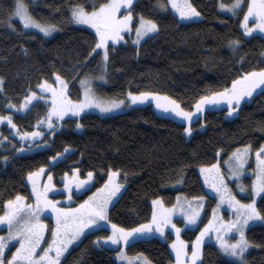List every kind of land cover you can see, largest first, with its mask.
<instances>
[{"label": "trees", "instance_id": "trees-1", "mask_svg": "<svg viewBox=\"0 0 264 264\" xmlns=\"http://www.w3.org/2000/svg\"><path fill=\"white\" fill-rule=\"evenodd\" d=\"M24 2L41 23L56 25V32L46 37L26 31L14 17L11 23L15 27H10L15 0H0V114L8 113L6 102H19L29 89L44 79L53 81L57 73L68 82L72 99L80 98L79 81L88 77L95 94L102 98L121 99L129 91H152L171 96L191 109L201 95L230 86L244 72L264 68V37L242 34L240 23L246 4L237 15L218 10L219 3L231 4L233 0H189L200 13L194 16L200 17L198 20L191 21L173 15L168 0H135L131 5L134 18L143 15L155 20L157 31L139 46L109 44L105 80L98 79L102 76L100 55H89L96 35L75 25L69 11L76 4L88 11L105 0ZM161 2L167 9L159 7ZM233 40L240 41L236 49L229 48ZM224 110H206L192 122L189 139L184 135V124L158 115L151 105H142L106 117L85 113L65 118L47 148L28 154L17 155V144H5L0 148V213L7 200L17 194L28 196V173L40 167L55 179L72 172L84 176L91 171L92 189L104 183L110 169H119L125 187L108 210L112 223L124 228L143 224L151 217V199L159 197L169 206L177 194L185 198L204 196V220L215 199L206 194L197 167L213 164L218 153L223 160L238 147L251 145L256 149L264 142V88L245 101L234 118L226 119ZM46 112L47 104L38 101L25 114H14L13 119L20 129L28 130ZM1 132L7 136L5 125ZM257 207L264 211V194ZM108 233L107 227L86 233L61 264H117L113 249L94 244L96 237ZM245 233L251 242L245 253L247 264H264V221L248 227ZM195 235V230L183 232L189 242ZM125 252L147 257L151 264L173 261L167 242L156 237L133 241ZM225 260L215 244L202 246L200 264H224Z\"/></svg>", "mask_w": 264, "mask_h": 264}, {"label": "snow or ice", "instance_id": "snow-or-ice-1", "mask_svg": "<svg viewBox=\"0 0 264 264\" xmlns=\"http://www.w3.org/2000/svg\"><path fill=\"white\" fill-rule=\"evenodd\" d=\"M168 3H170L172 9L179 13L182 19H190L200 15L189 0H168ZM132 4L133 0H105L98 7L93 6L91 11H87L79 4L70 6V19L73 22L90 25L95 29L97 39L89 55L93 53L99 55L97 50L101 49L103 51L102 67L105 70L109 58V41H122L124 36L133 30ZM245 4L246 11H244L241 21L244 32L250 34L254 29L264 32V0H233L231 4L221 2L219 7L230 11L233 15H237ZM159 7L167 9V4L161 2ZM122 10L124 11L123 15L120 14ZM12 17H18L24 28H35L45 35L51 34L56 29V25L44 24L36 19L29 11L24 0H15L14 9L9 17V26L14 28L15 25L11 23ZM250 17L254 18V23L251 26H249ZM157 28L158 25L155 20L140 15L134 29L136 34L134 43L139 44L142 38L155 32ZM239 43V40L229 42L232 48H235ZM98 79L105 80L106 77L102 75ZM2 81L3 77H0V90H2ZM80 84L83 88V98L74 100L68 94V82L57 73L55 74L54 83L44 79L37 85L39 91L29 89L30 94L24 96V102L19 107L28 108L29 102L34 99L44 100L49 104L46 118L43 121L37 120V124L46 122L48 127L52 128L53 118L63 119L70 113L79 114L84 109L93 106L99 108L102 112L110 111L124 103L123 100L103 101L98 98L89 79H81ZM261 85H264V68L258 71L244 72L233 79L230 86L219 91H210L207 95H201L195 103L194 111L185 110L178 100L168 95H161L159 92L129 91L127 96L133 104L143 103L149 98L153 99L156 108L171 111L178 117L184 118L188 122V126L184 128V131L191 134L193 131L191 127L193 116L200 113L205 105L225 101L229 114H231L240 107L245 97H251L255 89ZM9 107L15 108L17 106L9 103ZM0 121H7L12 128L17 127L13 123L11 115H0ZM77 126L81 127L82 125L78 124ZM18 134L23 138L42 135L39 131L19 132ZM250 152L251 145H244L236 148L230 154L225 163L228 164L232 176L239 178L243 175L244 165L248 162ZM59 155L61 153H57V156ZM52 159L55 160L56 157H52ZM255 160V179L252 180L251 184L252 199L246 203L237 199V196L233 194L231 188L225 182L219 162L200 166L204 183L219 196V202L217 207L212 210V219L208 220V223L201 229L200 235L192 242L190 259H187L189 256L188 242L180 238V228L172 223V214L179 206V210L184 214L188 223L194 224L200 214V209L203 208V204L200 203L202 197H194L195 205L187 202L186 206L181 203L178 197L177 204L172 205L170 208L165 207L161 199H154L152 201V218L148 223L140 224L134 228H124L112 223L108 217V205L122 187V184L117 182L119 169H110L107 173L108 178L104 181L102 187L97 188L96 192L92 193L88 199L77 205L76 208H60L57 206L58 202L49 199L48 196L50 188L54 187L51 183V174H48L47 184L42 188L38 186L37 178L44 173V167H40L35 172L28 173V179L32 182L34 202L31 204L25 203L27 197L17 194L14 199L6 201L5 210L0 215V224H6L8 229L6 236H0V264H61V258L68 250L69 245L80 237L85 228L95 225L101 220L108 221L111 224V235L103 237V241L112 244H120L121 241L128 243L129 238L133 237L134 234L152 231L153 225L155 230L163 235L165 227L171 225L176 232V239L172 241L171 245L175 251V264H196L202 254L201 245L204 237L215 231L221 252L226 257L235 258L225 260L224 264H247L245 253L251 242L246 237L245 229L250 221H264V211L257 207L256 199V197L264 194V145L255 150ZM65 175L67 180L64 186L69 191H71L72 183H75L77 188H81L87 183L86 180H81L77 174L71 177ZM92 178L93 173L89 171L87 180H92ZM237 187L241 192L246 191V187L242 183L238 184ZM68 199H71V195L68 196ZM224 203L235 210L233 213L234 219L226 220L222 216H218V209ZM45 209H51L55 215V226L50 229L51 239L47 240L45 231L48 229V225L41 219V213ZM230 233L238 234V238L229 239L228 234ZM100 240L101 238L98 237L97 243ZM9 241H16L18 244V246H15V251L11 252L10 257L6 252V249L11 250ZM42 242H46V246H43ZM38 249L42 250L38 252ZM116 255L120 259L127 258L123 248ZM144 261L145 264H151L147 257H144Z\"/></svg>", "mask_w": 264, "mask_h": 264}, {"label": "rangeland", "instance_id": "rangeland-1", "mask_svg": "<svg viewBox=\"0 0 264 264\" xmlns=\"http://www.w3.org/2000/svg\"><path fill=\"white\" fill-rule=\"evenodd\" d=\"M134 1L135 0H133V2ZM219 5H220V3H219ZM219 5H218V10L221 13L232 14L230 11L220 8ZM169 6H170L169 8H170V11L172 12V14L175 15L177 18H179L182 21L198 20L200 18L199 17L198 19H196V17H197L196 16V17H192L190 19H182V18H180L179 13L171 8L170 3H169ZM91 10H88V11H91ZM244 11H246V6L244 8ZM244 11H243V14H244ZM120 14L123 15L124 11L122 10ZM14 18L20 23L22 28L24 30H26V31H34V32L40 33V34H42V35H44L46 37H52L55 34V32H56V29H55L51 34L45 35L43 32H40L38 29H35V28H24L22 21H20L18 17H14ZM242 19H243V15H242ZM242 19H241V21H242ZM133 21H134L133 22V30L130 33L126 34L122 41H119V42L109 41V44L118 45V44H121V43H128L129 42V43H131V44H133L135 46H139L141 44V42L146 37L154 34L157 31L156 30L153 33H149L148 36H146V37H144V38H142L140 40L139 44H136V43H134V41L136 40V34H135V30L134 29H135V26L138 23L139 19L136 20L134 18V16H133ZM73 23L75 25H79L81 27L87 28V29L91 30L95 34V29L92 28L90 25L78 24V23H75V22H73ZM252 23H254V18L250 17L249 26H251ZM240 26H241L242 34L245 37H249L251 35H260V36L264 37V32H261V31H259L257 29H254L253 32L250 33V34L249 33H245L244 29H243V26H242V23H240ZM237 46L235 48H233V49H236ZM229 48H231L230 44H229ZM98 51H99V55H100L99 69H100L101 74L104 75L105 69L102 67L103 51L101 49H98ZM256 71H258V70H256ZM82 79L91 80L88 77H84ZM49 82L50 83H54L55 82V76H54L53 81H49ZM91 83H92V81H91ZM79 86H80V90H81V94H80V98L79 99H82L83 98V88H82V86L80 84V81H79ZM263 88H264V85H261L260 87L255 89V91L253 92V95L255 93L259 92ZM2 89H3V81H2ZM0 91H2V90H0ZM32 91H39V90H38V88L36 86L35 89H33ZM27 94H30V92L28 91ZM97 97L100 98L103 101H121V100H123L124 103L121 104L118 108H114V109H111L110 111H105V112H102V111H100L99 108H96V107L93 106V107L84 109V111H82L79 114H71L70 113V114L66 115L63 119H65V118H78L82 114H85V113H95V114H97V115H99L101 117H106V116H111V115H115V114L124 112V111L128 110L130 107H133V106L151 105L153 107L154 111H156V113L158 115L172 118V119L184 124L185 127L188 126V122L184 118L178 117L177 115H175L171 111H164L162 109L156 108L155 101L153 99H151V98H149V100H147V101H144L143 103L137 102V103L133 104L131 102L130 98L127 96V94H126V96L124 98H121V99H108V98H102V97H99V96H97ZM251 97H245L244 100H242L241 105L245 101L248 102L251 99ZM38 101L45 102L44 100L34 99L33 101L29 102L28 108H20L19 105L24 102V96L21 98V100L19 102H15V101L9 100L8 102L5 103V109L8 110V113L0 114V115H3V116L11 115L13 123L17 126V124L15 123V121L13 119V115L14 114H21V115L25 114L30 109V107L34 103H36ZM9 103L14 104L17 107L10 108L9 107ZM45 103L47 104V109H48L49 104L47 102H45ZM194 109H195V104L192 106L191 109H185V110L194 111ZM220 109H225L223 111V114H224V117L226 119H231V118H234L235 116H237L238 110H239V108H238L235 112L229 114L228 106H227V103L225 101H221V102L216 103V104H207V105H205V108L200 113L194 114L192 122H194L195 120H198V118L201 117L206 110H220ZM46 114H47V112H46ZM45 118H46V115L41 119V121H43ZM63 119L53 118V121H52L53 127L52 128H49L48 124L46 122H42L40 124H37V122H36L35 125L33 126V128L28 129V130L20 129L18 126L16 128H12L11 125H9L7 121H0V148H2L3 145H5V144L6 145H8V144H11V145L17 144L15 146V150H16V154L17 155L28 154V153H31V152H34V151H37V150L45 149V148H47L49 146L50 140L52 139L54 133L60 128V124H61V121ZM3 125H5L7 127V130H8L7 136L3 135L2 132H1V127ZM202 127H203V125H201L200 128H202ZM34 131H39V132L42 133V135L23 138V137H21L18 134L19 132H34ZM192 134H193V131H192L191 134H187L184 131V135H185V137L187 139H189L192 136ZM5 137H7V139H5ZM261 145H264V142ZM68 151H69V149H67V152ZM229 156H230V154L226 158H224L223 160H220V154L218 153L217 154V160L214 163L219 162V165H220V168H221V172H222V174L224 175V178H225V182L231 188L233 194H235L237 196V199H240L242 202L246 203L250 199H252L251 184H252V180L255 179L254 169L256 167L255 149L251 148V152H250V155H249L250 159H248V162L244 165L245 171H244L243 175L241 177H239V178L234 177V176H232L230 174L229 166H228V164L225 163V161L229 159ZM199 168H200V166L197 167V171L199 173V177H200L201 183L203 185V188L205 189L206 194L208 196L214 197V199H215V202H213L214 205H212L213 207H212L208 217L203 220L204 210L206 208V198L204 196H201L203 199L200 201V203L203 204V208L200 209V214H199V216H198V218H197V220H196V222L194 224L188 223V221L186 220L184 214L179 210V206L177 207V209L172 214V223L176 224V226L178 228H180V238L182 240L188 242V245H189V247H188L189 256L187 257V259H190V257H191V244H192V242L195 241V239H196V237L198 235H200L201 229L204 227L205 224L208 223V220L212 219V210H213V208L217 207V204L219 202V196L215 193V191L213 189H210L208 187V185L204 183V176H203V174H201ZM87 173L84 176H80L79 174H77V172L67 173L68 177H71L74 174H77V175H79V178L81 180H86L87 181V183L84 186H82L81 188H77L76 184L72 183L71 191H69V189L65 188V186H64L65 183H66V180H67L66 175H62V176L58 177L57 179H55L53 177V175L46 168L44 169V173L41 174L37 178V182H38V186H40L42 188L45 184L48 183V174H51V177H52L51 183H52V185H54V187L50 188V190L48 192L49 199L57 201L58 202L57 206L60 207V208H76L77 205L82 203L84 200L88 199V197L91 196L92 193L96 192V190H97V188H93V189L91 188L92 184H93V178H92V180H87ZM107 178H108V176H107ZM117 182L122 184V187H121L120 191L117 193V195L112 198L111 202L108 205V210H109L110 206L120 196L121 192L123 191V189L125 187V183L123 182V180L120 179L119 175L117 177ZM241 183L244 184V186L246 187V191H244V192H241L240 189L237 187V185L241 184ZM26 184H27V187H28V196L24 195V194H22V196L27 197V199L25 200V203L31 204L35 200V197L32 194V182H31V180H29L27 178ZM102 185L100 187H102ZM100 187H98V188H100ZM69 195H71V199H68ZM178 197H179V200L181 201V203H184L185 206L187 205V202H191L194 205L196 203V201L193 200V198H185L181 194H177L174 204H177V198ZM246 197H248V198H246ZM157 198H159V197H156V198H153V199L150 200V203H151V217L145 223H148L151 220V218H152V211H153L152 201L154 199H157ZM197 198H199V197H197ZM259 198L260 197H256L257 201H258ZM174 204H172V205H174ZM172 205L168 206V205L164 204L165 207H169V208L172 207ZM5 206H6V203L3 205L0 215L3 214V211L5 210ZM234 211H235L234 209L229 208L227 203H224V204L220 205V207L218 209V216H222L226 220L227 219H234V215H233ZM41 219H43L45 221V223L48 225V229L45 231L46 240L47 239H51V231H50V229L55 226V215L52 213L51 209H45L41 213ZM145 223H143V224H145ZM261 223H262V221H250L249 225L247 226V228L250 227V226H253V225L261 224ZM100 227H107L109 229L108 235H111V232H112L111 224H109L108 221H104V220L98 221L97 224L90 225L89 227H87V228H85L83 230V233L80 235V237L76 241H73V243L71 245H69L68 250L65 252L64 256L67 254V252L71 248H73L81 240V238L86 233H88L90 231H93V230H96V229H98ZM185 229L195 230L196 231L195 238L191 242H189L188 240H186L183 237V232H184ZM246 229H245V232H246ZM7 231H8L7 225L6 224H0V236H6ZM108 235H106V236H108ZM103 237H105V236H100L101 240H100L99 243H97V238L98 237H96V239L94 240L95 246L96 247H104V248L113 249L114 250V258H115L117 264H145V261H144L143 258H141L139 256H129V255H127L126 252H125V247H126V245H128L129 243H131L133 241L140 240V239H147V238H151V237H156V238H159L160 240H162L164 242H167L168 247H169V249H170V251L172 253V256H173V261L170 262L169 264H175V251L172 249L171 245H172V241L176 239V232H175V229H173L171 227V225H167L165 227V232H164L163 235L160 232L156 231L155 230V226L153 225V230L152 231H145L142 234H134L133 237L129 238L128 243H124L123 241H121L120 244H112L111 242L105 243L103 241ZM228 238L229 239H236V238H238V234L230 233V234H228ZM206 242H211V243L215 244L217 246V248L220 249L219 244H218V242L216 240V232L215 231L210 232L209 235L204 237L203 243L201 245V249H202V246ZM42 245L46 246V242H42ZM15 246H18L16 241H9V248L11 250L9 251V250L6 249L8 257L11 256V252L15 251ZM121 248L124 249L125 255L127 257L125 259H120L116 255V253L119 252L121 250ZM249 248H250V246H249ZM248 249L246 250V252L248 251ZM41 250L42 249H38L37 251L40 252ZM64 256L61 258V261L64 258ZM223 256L226 259H228V260L235 259V258H232V257H226L224 254H223ZM201 260H202V254H201L200 258L197 260L196 264H200Z\"/></svg>", "mask_w": 264, "mask_h": 264}, {"label": "bare ground", "instance_id": "bare-ground-1", "mask_svg": "<svg viewBox=\"0 0 264 264\" xmlns=\"http://www.w3.org/2000/svg\"><path fill=\"white\" fill-rule=\"evenodd\" d=\"M255 150H256V149H255ZM232 152H233V151H232ZM232 152H231V153H232ZM231 153H229V154H231ZM227 155H228V154H227ZM249 159H250V158H249ZM211 163H212V162H211ZM199 169H200V168H199ZM198 174H199V173H198ZM228 174H229V173H228ZM249 177H250V176H249ZM199 180H200V179H199ZM250 182H251V181H250ZM235 183H236V182H235ZM243 185H244V184H243ZM213 198H214V197H213ZM246 198H248V197H246ZM214 202H215V201H214ZM213 205H214V204H213ZM212 207H213V206H212ZM212 207H211V208H212Z\"/></svg>", "mask_w": 264, "mask_h": 264}]
</instances>
